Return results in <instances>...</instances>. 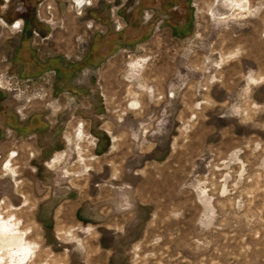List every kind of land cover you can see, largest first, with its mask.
Returning a JSON list of instances; mask_svg holds the SVG:
<instances>
[{
    "label": "rangeland",
    "instance_id": "obj_1",
    "mask_svg": "<svg viewBox=\"0 0 264 264\" xmlns=\"http://www.w3.org/2000/svg\"><path fill=\"white\" fill-rule=\"evenodd\" d=\"M232 1L0 0L45 28L31 69L0 17V91L44 123L0 142V264H264V0Z\"/></svg>",
    "mask_w": 264,
    "mask_h": 264
},
{
    "label": "crops",
    "instance_id": "obj_2",
    "mask_svg": "<svg viewBox=\"0 0 264 264\" xmlns=\"http://www.w3.org/2000/svg\"><path fill=\"white\" fill-rule=\"evenodd\" d=\"M237 1L238 0H233L232 2L234 3ZM178 5H174V6H176L175 8H177ZM235 6H237V5L233 4V6L231 8L234 9ZM70 7L72 10H74V7H72V5ZM185 8H187V7H185ZM133 10H134V8H133ZM169 10L172 11V8H170ZM76 15H81V14L76 13ZM0 17H1L2 22H4V21L9 22L11 19V16L9 15V11L0 12ZM20 21H21V29H20L21 32H20V35H19V37L16 40L15 45H14L15 53H14L13 59L19 61L20 65L25 63L28 65L29 68H31L30 66L37 67V64L35 63V61H33L32 47H31V45H30V43L26 37V34L28 32H31L32 30L37 29V28L40 29L41 31H45V28L37 23V21L40 22V19L34 18V16L26 17L25 19H22ZM174 27H176V28L178 27L180 29L181 28L184 29L186 27V29H187L188 24H187V22H185V24H183V26H181V27L177 26V25H175ZM92 93L93 92H89L87 94L88 100H89V106L91 107L89 113H98L100 111L97 110V104L94 101L95 97L93 96ZM131 105H132L133 109H137L139 107V103L137 100L133 101L131 103ZM43 125H44V123L42 122L40 116H38V115H32L25 121H21V118H17V116H15L13 114L12 108L10 106L9 96L6 93L0 91V142L2 140H4V138L6 137L7 134H11V133L15 134L16 137L17 136H27L29 134L35 135L38 132H42ZM74 133H73V135H74ZM105 133L109 135V132L105 131ZM94 134L96 137L99 138V143L102 144V140H100L101 136L96 134V133H94ZM112 140L116 141V138H113ZM65 142H66V140H65ZM66 146H68L67 142H66ZM68 147H71V146H68ZM65 154H66V152L57 153L55 156H65ZM77 155L80 156V154H77ZM78 159L82 160L81 157H78ZM60 162H62V160Z\"/></svg>",
    "mask_w": 264,
    "mask_h": 264
},
{
    "label": "bare ground",
    "instance_id": "obj_3",
    "mask_svg": "<svg viewBox=\"0 0 264 264\" xmlns=\"http://www.w3.org/2000/svg\"><path fill=\"white\" fill-rule=\"evenodd\" d=\"M71 2L73 4V6H74V10L75 11H82V9L87 5V0H71ZM11 29L15 30L16 32H19L20 29H21L20 22H16L12 26ZM2 82L4 83V89L7 90L8 92H11L12 89L9 86V84L4 80L3 76H0V86H2ZM0 231L4 232L6 235L9 232L10 233H18L19 232L18 229L16 228V226L10 220H8V219L4 220V219H1V218H0ZM6 237H5V239H3V237L1 238V236H0V250L1 251L2 250L4 251V248L12 249L13 247L20 245V235L19 234H14L12 236H6ZM24 241H26V240H24ZM25 245H26V242L25 243L23 242V244L20 245V246L26 247ZM3 256H5V255L3 254ZM9 258H10L9 259L10 263L16 262L12 255H9ZM21 260L22 259H20V262H22Z\"/></svg>",
    "mask_w": 264,
    "mask_h": 264
},
{
    "label": "flooded vegetation",
    "instance_id": "obj_4",
    "mask_svg": "<svg viewBox=\"0 0 264 264\" xmlns=\"http://www.w3.org/2000/svg\"><path fill=\"white\" fill-rule=\"evenodd\" d=\"M70 3H71V5H72V7H74L73 4H72V2H71V0H70ZM89 5H90V2H89V0H87V5H86V6H89ZM86 6H85V7H86ZM16 22H20V24H21V21H16ZM16 22H15V23H16ZM15 23H14V24H15ZM2 24H3L5 27L8 26V25H6L4 22H3ZM14 24H12V25H10V26H8V27L11 29L12 26H13Z\"/></svg>",
    "mask_w": 264,
    "mask_h": 264
},
{
    "label": "built area",
    "instance_id": "obj_5",
    "mask_svg": "<svg viewBox=\"0 0 264 264\" xmlns=\"http://www.w3.org/2000/svg\"><path fill=\"white\" fill-rule=\"evenodd\" d=\"M9 81H10V79H8V81H6V82L9 84L10 83Z\"/></svg>",
    "mask_w": 264,
    "mask_h": 264
},
{
    "label": "trees",
    "instance_id": "obj_6",
    "mask_svg": "<svg viewBox=\"0 0 264 264\" xmlns=\"http://www.w3.org/2000/svg\"><path fill=\"white\" fill-rule=\"evenodd\" d=\"M0 90H2V89H0Z\"/></svg>",
    "mask_w": 264,
    "mask_h": 264
}]
</instances>
